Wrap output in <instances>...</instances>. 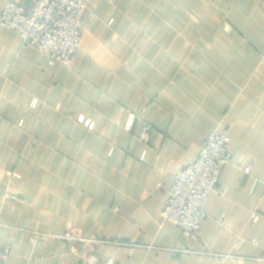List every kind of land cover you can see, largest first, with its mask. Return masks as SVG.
<instances>
[{"label": "crops", "instance_id": "1", "mask_svg": "<svg viewBox=\"0 0 264 264\" xmlns=\"http://www.w3.org/2000/svg\"><path fill=\"white\" fill-rule=\"evenodd\" d=\"M88 7L72 68L0 25L3 264H264V0ZM216 129L232 159L194 242L159 218Z\"/></svg>", "mask_w": 264, "mask_h": 264}, {"label": "built area", "instance_id": "2", "mask_svg": "<svg viewBox=\"0 0 264 264\" xmlns=\"http://www.w3.org/2000/svg\"><path fill=\"white\" fill-rule=\"evenodd\" d=\"M90 0H35L30 7L22 6L14 0H6L0 16V25L17 31L23 42L47 57L53 67L72 68L79 54L83 36V17L95 14L88 7ZM38 104L34 100L33 106ZM136 119L129 117L130 129ZM88 128H94L93 122L79 118ZM152 126L145 121L141 140L149 142ZM231 139L226 131L214 130L201 145L196 160L180 169L169 191V198L160 215L161 222L175 224L186 239L200 240L203 222L207 217L206 205L217 191L220 175L224 166L232 159ZM252 164L245 171L250 173ZM261 218L257 212L251 216L256 224ZM225 227L226 218L220 220ZM10 252V246L0 242V264ZM97 258L89 256L81 264H96ZM106 264H112L107 260Z\"/></svg>", "mask_w": 264, "mask_h": 264}, {"label": "rangeland", "instance_id": "3", "mask_svg": "<svg viewBox=\"0 0 264 264\" xmlns=\"http://www.w3.org/2000/svg\"><path fill=\"white\" fill-rule=\"evenodd\" d=\"M5 6V5H4ZM4 8V7H3ZM3 10V9H2ZM2 13V12H1ZM1 16V15H0Z\"/></svg>", "mask_w": 264, "mask_h": 264}]
</instances>
